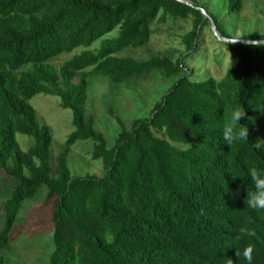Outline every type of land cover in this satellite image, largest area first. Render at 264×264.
<instances>
[{"label":"trees","instance_id":"obj_1","mask_svg":"<svg viewBox=\"0 0 264 264\" xmlns=\"http://www.w3.org/2000/svg\"><path fill=\"white\" fill-rule=\"evenodd\" d=\"M229 3L232 12L242 10V0ZM190 16L194 26L178 59L116 56L147 45L155 23ZM207 25L176 0H0V174L16 181L3 202L0 250L9 245L24 203L46 187L55 224L49 264H228L229 258L248 264L236 255L247 246L251 264H264V209L245 204L255 191L248 169L264 173V147H253L264 140V47L226 43L237 65L220 81H197L185 61ZM116 28L117 39L90 50ZM81 47L59 68L52 63ZM156 71L181 77L149 118L129 129L117 119L122 131L109 149L86 114L89 80L131 84ZM41 94L60 98L61 108L73 112L76 130L56 168L51 130L31 105ZM233 108L245 110L240 123L249 140L230 146L222 127ZM17 134L34 139L28 151ZM88 140L95 144L92 158L106 169L102 177L73 176L69 169L72 146ZM241 226L255 235L237 238Z\"/></svg>","mask_w":264,"mask_h":264},{"label":"rangeland","instance_id":"obj_2","mask_svg":"<svg viewBox=\"0 0 264 264\" xmlns=\"http://www.w3.org/2000/svg\"><path fill=\"white\" fill-rule=\"evenodd\" d=\"M204 8L209 16L219 24V34L228 39L252 41L264 39V0H242V10L232 12L229 0H187ZM204 18H206L204 16ZM209 25L202 29L198 39V48L186 59V67L197 81L207 78L222 80L227 71L235 67L238 60L233 57L225 42L217 39ZM194 17L186 20H169L167 23H155L150 42L143 47H128L119 51L116 56L145 61L152 56H165L173 60L186 54L183 38L192 31ZM120 29L95 42L90 50L101 48L105 40L117 39ZM224 35V36H223ZM226 36V37H225ZM78 48L71 54H64L52 60L60 67L76 54L84 51ZM181 75L165 78L160 72H153L131 84H114L103 76L89 80L86 114L94 120V128L103 133L107 147L113 148L122 127L120 119L127 129L137 119L150 117L156 103L160 102ZM60 98L49 95H38L31 100L37 112L38 120L47 125L52 133V163L56 168L57 157L63 151L68 137L76 130L73 124V112L60 106ZM17 141L23 151H28L34 144L32 137L17 134ZM94 142H76L68 156V166L73 176L85 177L106 173L101 160L92 158ZM15 180H8L0 174V231L5 224L3 202L12 195ZM48 190L43 187L34 197L27 200L13 226L10 243L0 250V258L5 264H49L54 252L53 204H46Z\"/></svg>","mask_w":264,"mask_h":264},{"label":"clouds","instance_id":"obj_3","mask_svg":"<svg viewBox=\"0 0 264 264\" xmlns=\"http://www.w3.org/2000/svg\"><path fill=\"white\" fill-rule=\"evenodd\" d=\"M264 36V34H261ZM247 44H250L253 47H264V39H257L252 41H245ZM246 116L245 110L240 108H233L230 113V118L222 127V139L225 144L232 146L237 142H242L249 140V129L246 125L240 123L241 119ZM250 119V117H249ZM253 147L260 149L264 147V140L258 139ZM248 175L252 180L255 191H248L245 198V204L248 208L253 210L264 209V173L258 170L256 167H250L248 169ZM255 235L254 232L250 231L248 228L241 226L238 229L237 238L249 237ZM253 248L247 246L244 248L241 253L237 249L236 255L240 258L241 255L243 258L248 261V264H251L253 259ZM228 264H233L231 258L228 259Z\"/></svg>","mask_w":264,"mask_h":264},{"label":"water","instance_id":"obj_4","mask_svg":"<svg viewBox=\"0 0 264 264\" xmlns=\"http://www.w3.org/2000/svg\"><path fill=\"white\" fill-rule=\"evenodd\" d=\"M176 1H179L187 6H189L190 8L200 12L203 16H205L207 19L210 20V24H211V29H212V32L214 34V36L219 39L221 42H225V43H232V44H238V43H241V44H247L245 41L247 40H236V39H228V38H224L222 37L219 32L217 31V27H216V24L214 22V20L212 19L211 16L208 15V13L206 12V10L202 7H200L198 4L194 3V2H191V1H187V0H176ZM250 45V44H248Z\"/></svg>","mask_w":264,"mask_h":264}]
</instances>
